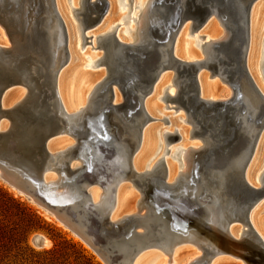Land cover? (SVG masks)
I'll use <instances>...</instances> for the list:
<instances>
[{"label": "bare ground", "instance_id": "1", "mask_svg": "<svg viewBox=\"0 0 264 264\" xmlns=\"http://www.w3.org/2000/svg\"><path fill=\"white\" fill-rule=\"evenodd\" d=\"M106 1L108 10L99 24L85 30L86 17L92 15V5L97 10L101 9L100 0H71V16L76 25L70 27L64 15L63 4L60 0H54L56 12L67 35L69 56L65 66L74 58L71 45L72 31L76 29L82 49L87 44L93 50L102 51L86 67H105L106 71H83V59L80 57L76 66L69 67L63 73L61 70L65 66L60 69L53 85L47 70L55 63L61 36L57 31L56 21H52L53 13L48 0H0V29L3 30L2 35L0 34V178L3 177L1 179L8 186L79 238L105 264H221L231 263L230 258L243 264H264V251L250 237L242 215L236 216L237 210H232V198L225 197L223 193L218 197V201L223 206L224 203L226 205L220 214V220L212 206L200 203L194 186V169L207 193L212 192V182L208 178H215L223 186L230 180H235L233 176L236 174H231V169L238 152L246 144L243 139H249L256 128L261 111L260 101L253 94L248 81L240 77L235 69L241 36L238 19L227 15L235 21L233 23L227 16L223 18L211 12L199 28L195 27L198 20L193 14L181 20L173 50V57L179 63L172 66L166 55L158 56L153 67L159 63L166 68L145 100V110L151 118L149 124L157 121L154 113L162 111L155 100H148L151 95L158 93V100L166 104L164 109L173 110L174 116L179 114L171 119L175 128L159 134V145L165 144V147L159 158L154 160L153 156L148 155L158 147L156 129L151 128L148 133H143L140 148L131 159L135 176L128 178L131 140L125 138H130L132 128L125 117L123 119L116 116L115 108L133 99L139 87L134 85H144L146 82L143 81L147 80L148 73L153 74V69L143 68L139 50L147 49L146 45L155 39L159 21L169 23L171 17L168 18V14L158 10L154 5L155 0ZM243 1L241 0L240 6ZM259 1L252 10L246 68L255 87L264 97V87L257 73L252 71L249 61L257 39L254 24L256 4ZM76 2L78 6L75 5ZM116 2L124 12L118 23L114 22L115 15L112 14L115 13ZM235 6L239 7V2ZM81 13L83 17H79ZM263 18L264 5L259 9L256 28L262 24ZM214 19L223 30L219 29ZM103 25L106 28L103 32L89 34ZM202 29L207 31V36H194ZM189 30L190 35L198 41L201 53L191 43L186 59L180 37ZM111 34H115L117 40L126 47V50H117L115 56L110 54L106 43ZM165 37L164 35V39ZM219 42L225 43V48H222L225 53L219 51L218 57H215L213 46ZM133 47L137 53L131 49ZM222 58L231 59V66L224 61V75L223 72H212V66L220 65ZM102 61L103 65H98ZM201 63L203 65L196 74L199 98L191 103L190 95L193 93L187 92L194 91L190 82L193 69L189 66ZM123 66H127L125 76L129 78L124 79L125 81L119 80L120 77L115 75L118 68L125 69ZM204 69L210 71V75L201 76ZM258 71L260 78L264 80V51L259 60ZM217 77L230 87L231 92L224 94L225 90L216 81ZM183 79H186L185 83L182 82ZM106 82L109 83L100 93L97 107L102 109L113 106L112 119L118 124L111 126L110 130L106 129L104 123H99V126L104 127L98 129L97 120L90 121L86 118L87 114L95 112L91 101ZM86 84L92 85L89 93L85 88ZM129 84L132 85L131 88ZM234 96L242 100H237L235 108L230 106L225 109L224 105L221 106L222 102L231 100ZM69 99L70 102L67 101ZM75 101L79 103V107L74 106ZM126 106L124 109L129 111L130 108ZM169 118L165 116L162 121L168 124ZM205 118H210L212 122L203 128ZM85 119L89 120L83 122ZM87 122L93 126L91 129L95 128L94 133L86 132ZM179 123L189 127H181ZM115 133L117 138L114 137L112 142L98 140L99 137L105 139L107 135L112 138ZM174 134L179 135V140L171 143L167 138ZM263 139L264 129L246 171L245 180L256 191L264 189ZM188 140H200L201 143L169 148L179 141L183 143ZM212 149L226 151L230 155V162L223 170L208 169L209 177H206L202 161L206 157L205 153ZM67 151H76L77 156L69 160L63 156ZM168 154L173 160H167ZM160 161L166 166V176L159 172ZM176 162L180 163V167ZM196 163L198 167H195ZM220 174L227 175L221 177ZM229 175L231 178L226 179ZM162 176L165 178L164 182ZM145 183L148 187H154L149 197L142 190ZM235 183H230L228 187L231 189ZM164 184L168 189L163 188ZM263 199L254 207L250 223L264 243V214L258 209L254 212ZM230 215L235 218L227 227L226 220ZM105 218L109 221L106 222ZM40 239L39 248H47V238L42 235ZM188 245L194 246L195 250L184 248ZM150 250H160L168 258L153 256L154 253L148 252ZM183 251L186 253L185 258L179 262ZM246 257L254 258L255 261L247 260Z\"/></svg>", "mask_w": 264, "mask_h": 264}, {"label": "water", "instance_id": "2", "mask_svg": "<svg viewBox=\"0 0 264 264\" xmlns=\"http://www.w3.org/2000/svg\"><path fill=\"white\" fill-rule=\"evenodd\" d=\"M259 1V0H244L243 3H241L240 6V2L241 0H155V6H157L158 10L162 11L166 14H168V18L171 17V20L169 19V23L166 22H160L159 21V27L157 29V32L154 34L155 39H152L148 45H146V47H148L147 49H143L141 48L139 50V53L142 54V56H140V59L142 61L143 68H147L148 70L153 69V74L148 73V78L147 80L143 81L146 82L144 85L143 84H138V85H134V86H139L137 91H135L134 96L131 94V96H133V99H130L129 101L126 102V104H123L117 108H115V113L116 116L122 117L124 119V117L127 119V122H129L131 124V136L126 137L125 140H131L130 142V149H129V154H130V172L128 173L127 177L130 178L132 176H135V171L134 168L132 166V162L131 159L133 158V156L135 155V153L139 150L141 142L143 140V133H144V128L151 122V118L150 116L147 114L146 110H145V100L146 97L152 93L153 91V87L154 84L156 83L157 79L159 78V76L161 75V73L163 72V70L166 68V66L160 65L159 63L155 64L156 66L153 67V64L155 63V61L158 60V56L159 55H163V57H165L164 55L167 56L168 62L171 63L172 66H175L176 64H178L179 62H177V60L174 59L173 57V50H174V44H175V39L177 36V33L180 30V26H181V22L183 20H185L189 15H195L197 18V22L195 24V27L199 28L200 25L207 19V16H209V14L212 12L223 16V18H225V16L229 15L232 18H237L238 19V23L240 24V28H241V36L239 39V43H238V53H236V68L238 70L239 76L240 77H244L246 78V80L249 83V86L253 92L254 95H256V97L259 99L260 101V105H261V111L258 114V120H257V125L256 128L253 130L251 137L249 139H243V141L246 143L241 150L238 152V155L236 156V160H235V165L233 167V169H231L233 172L231 174H236L235 176H233L235 180L233 181H229V183H227L225 186H223L222 184H219L217 182V180H215V178H208L209 182H212V192H208L205 189L203 182H201V178L199 177V174H197L196 169H194L193 171V175H196V182H194V186L196 187V195L198 200L200 201V203L204 204L206 203L207 205L212 206V209L214 211L217 212V214L219 215V219H220V214L222 212V210H224V206L226 207L225 203L224 206L218 201V197L220 196L221 193L224 194L225 197L227 198H232V200L234 201V206L232 208V210H237L236 212V216L238 215H242V219L244 220V222L246 223L248 229H249V235L250 237H252L257 243L258 245L262 248V250L264 251V243L262 242V240L259 238V236L255 233V231L252 228V225L250 223V215L252 214V211L254 209V207L264 198V189L261 191H256L253 188H251L247 182H246V171L249 168L252 159L256 153L257 150V146H258V142L261 136V133L264 129V97L259 93V91L257 90V88L255 87L252 79L250 78L248 72H247V64H246V58H247V54L249 51V46H250V40H251V18H252V10L253 7L255 5V3ZM100 2L102 3V7L101 9L97 10V8L92 5V8L90 9L92 15L87 18V22H85L86 24H84V29H90V28H94L95 26H97V24H99V22L101 21V19L103 18V16L105 15V13L108 10V3L106 0H100ZM237 2H239V7H236L235 4H237ZM49 3V8L51 13H53V22L56 23L57 25V31H59L60 36H61V44H60V49L55 57V63H53L51 69H48V73H49V79L52 82V84H55V80L57 75L59 74L60 69L66 65L67 60H68V48H67V35H66V31L65 28L61 22L60 17L58 16L57 12H56V8H55V2L54 0H48ZM163 8V9H162ZM209 11V12H208ZM170 15V16H169ZM79 17H83L82 13L79 15ZM228 17V16H227ZM229 18V17H228ZM231 22H235L233 19L229 18ZM182 20V21H181ZM241 21V23H240ZM173 25L174 29H172L173 27H171ZM171 28V29H169ZM164 35L166 36L164 39ZM106 43L108 44V49L110 50V54L112 56L117 55L116 51L123 49L126 50V47H124L116 38L115 34H111L109 35ZM84 46H87V44H85ZM136 48V47H135ZM222 48H225V43H215L213 46V51H215V54L213 52V54H215V57H218L219 55V51L222 53L224 51H222ZM134 52H136L134 50V47L131 48ZM137 50V49H136ZM26 51V50H25ZM234 51V50H232ZM28 56L29 54L27 52H25ZM137 53V52H136ZM225 53V52H224ZM135 55V54H134ZM227 55L230 56V53L227 51ZM142 57V58H141ZM116 57H114L115 60ZM226 62V64L230 65L232 64L231 59H220L221 64L218 66H212V72H215L217 74H221V72H223L222 74L224 75V66L223 62ZM120 63V62H119ZM118 63V64H119ZM98 65H103V61L98 63ZM180 65V64H179ZM203 65V63L198 64V65H191L189 66L190 69L192 68V72H191V79L190 82H192L193 85V92L188 91L187 93L191 94L193 93V95H190V102L193 103L195 102V99L199 98V87L197 84V79H196V74L197 72L201 69V66ZM18 68H20L19 66H17ZM180 66H178L179 68ZM182 67H186V66H182ZM118 68L117 72H116V76L120 77L119 80H124V79H129L127 76H125V73H127L126 68L127 66H123ZM224 77V76H223ZM228 80V79H226ZM125 81V80H124ZM142 82V81H141ZM182 82H186V79H183ZM107 83L104 84L103 87L100 88V90L97 92V94H95L94 100L91 101V104L94 106L93 109H95V112L92 114H87L86 118H89L90 121L91 120H97V124H98V129L103 128L104 125L106 126V129L110 130L113 125L118 124L117 121H114L112 119V110L113 106H110L108 108H98L97 105H99L100 99L99 97L101 96L100 93H102L103 88L105 90V88L107 87ZM132 85L129 84V88H131ZM238 87V86H237ZM236 96V94H235ZM231 100L225 101L221 103V106L224 105L225 109H228V107L232 106L233 108H235V104L237 103V100H239L240 102L242 100L238 99L237 97H235ZM112 100H113V96L111 94L110 97V104H112ZM220 105V103H218ZM127 105V106H126ZM129 107L130 110L127 111L126 109H124V107ZM1 110V109H0ZM2 111V110H1ZM3 113V112H2ZM114 113V114H115ZM101 117V118H100ZM89 119H85L83 122L89 120ZM89 121V122H90ZM100 121V122H99ZM89 122L86 123L87 126V131L90 133H94V129L92 128L93 126H91V124H89ZM99 123H104V125L99 126ZM91 129V130H90ZM116 137L117 135L116 133L113 134V137L111 138L109 135H107V137H105V139L102 138H98V140H104L106 142H112L113 138ZM169 142L174 143L177 142L179 140V135L178 134H174V135H168ZM238 139H240V135L238 136ZM82 144H84L83 141H81ZM78 152V150H77ZM77 152H71V151H67L66 153L63 154V156L65 158H68L69 160H72L73 158H75L77 156ZM167 152H169V150H167ZM205 153V152H204ZM206 157L204 160V175L206 177H209V170L208 169H212V170H223L226 166L229 165L230 162V155H228V153L226 151H220L217 149H212L207 151V153H205ZM65 163V162H63ZM66 164V163H65ZM232 164V163H231ZM197 163H196V166ZM166 166L164 164L163 161H160L159 163V172H163V174L166 176ZM200 170V169H199ZM195 173V174H194ZM227 174H220L221 177L226 176ZM163 177V182L165 181L164 176ZM3 178V177H1ZM231 178L230 175L226 178L229 179ZM136 180V179H135ZM218 181H222V180H218ZM6 182V181H5ZM236 182L233 186H235L236 188H234L233 186L231 187V189L228 187V185L230 183ZM42 183V187H43V181L41 180ZM193 183V182H192ZM163 184V183H162ZM164 189H168V186L166 184H164L163 186ZM143 193L146 197H149L153 191H154V187L149 186L148 184L145 183ZM86 188H85V192H86ZM162 192V191H161ZM218 192V193H216ZM235 218V216L230 215V217H227L226 220V226H230L233 219ZM106 222H108V218L104 219ZM221 220V219H220ZM65 224V223H64ZM65 226L68 227V225L65 224ZM42 235H35L32 238V244L36 247L39 248L40 242L38 243V241H41ZM139 251H137L136 254H138ZM247 260L250 261H255L254 258H248L246 257Z\"/></svg>", "mask_w": 264, "mask_h": 264}, {"label": "rangeland", "instance_id": "3", "mask_svg": "<svg viewBox=\"0 0 264 264\" xmlns=\"http://www.w3.org/2000/svg\"><path fill=\"white\" fill-rule=\"evenodd\" d=\"M60 1L61 4H63L66 13L64 15L69 24V27L75 26L76 23L71 16V6H70L71 0H60ZM75 5L78 6V2H76ZM262 5H264V0H260L256 4L257 9L255 8L256 12H255L254 33L256 32L257 39L253 44L252 51L249 56V61L252 71H255V73H257L260 83L264 87V80L260 78V73L258 71L259 60L264 51L263 50L264 44H262V41L264 43V39H263L264 18L259 28H256L257 17H259V9ZM112 14L115 15L113 17L115 23H118L121 16H123L124 14V12H122L121 9L118 7L117 2H116L115 13ZM214 20L218 24V21L216 19ZM187 25H189V23H187ZM218 27L220 30H223L222 28H220L219 24ZM105 29L106 28H104V25L102 27L99 26L96 29L90 31L89 34L96 35L103 32ZM1 30L2 29H0V34H1ZM187 31L184 32L180 37V44L182 45L181 48L183 49L182 50L183 55L185 56L186 59H188L187 50L189 48V44L192 43L193 47L200 52V48L198 47V43H197L198 41L195 39V37L190 35V30L189 32ZM206 33L207 31L205 29H202L199 30V32L196 33L194 36L197 35L207 36ZM205 41H207V38H205ZM79 42H80L79 34L77 35L75 29L72 31V45H71L74 58L67 66H65L61 70L62 73L66 71L69 67L76 66V63L78 62L77 59L80 57H82L83 59V65H82L83 71L97 72L99 70L101 71L103 70L105 72L106 71L105 67L104 68L100 67L96 69H93L92 67L90 68L86 67L91 63L92 61L91 59L94 60L97 57V55L102 54V51L93 50L90 45H87L86 48L82 49L81 46L79 45L80 44ZM200 75L201 76L210 75V71L204 69L202 70ZM216 81L222 86V88H224L225 95L231 92L230 87L227 86L226 84H223L218 77L216 78ZM85 88L87 90V93H89L90 90L92 89V85L90 86L86 84ZM16 89L22 90L20 88H16ZM172 90H174V88ZM119 94L121 95V93ZM158 98H159L158 93L155 95H151L148 98L149 102L155 100L154 102L158 103L162 107V111L160 112L156 111L154 113L157 121H153V123L149 124L147 128L144 130L145 133H148L151 128L156 129L155 139H157L158 147L155 144L154 146H156V148L153 149L152 151L153 153L151 152V155L150 153L148 155L151 157L153 156L152 157L153 160L159 158L165 147V144L159 145L161 140L159 134L162 133L164 130H173L175 128V124L172 123L171 119H175V117L179 115L177 114L174 116L173 110L164 109L166 104L164 102L159 101ZM67 101L70 102V99ZM78 104L79 103H77V101L74 102L75 107H79L80 105ZM182 113L183 112H181V114ZM165 116L166 117L168 116V118L170 117L169 118L170 123L166 124L164 123V121H162V119ZM203 121L204 122L206 121V124L203 125V128H206L209 122L210 123L212 122L210 118H205V120ZM179 126L189 127L183 125L182 123H179ZM56 139H58V137L55 138L54 140ZM183 143L179 141L178 143L169 146V148L171 147L175 148L181 144L185 145L186 147L187 146L189 147L191 145L200 144L201 142L200 140H195V141L188 140ZM166 158L167 160L168 159L173 160L170 157V154H168ZM204 160L202 161V166H204ZM149 163L147 166H149ZM176 164L179 165L180 167L179 162H176ZM258 207L254 210V212L256 213V210L258 209L260 213L262 211L261 214H264L263 212L264 199L260 207L259 208ZM37 234L43 235L45 238H47V240L49 241V246L47 248H36L32 244V238ZM185 247L186 248L189 247L195 250L194 246L192 247L188 245V246H184V248ZM148 252L154 253L153 256L160 255L164 259L168 258L160 250H150ZM183 252H182L183 256L180 258L179 262H181L185 258L186 253L185 251ZM227 259H229V257H227ZM229 260L231 263L222 262L221 264H243L241 261L234 260L232 258H230ZM0 264H105V263L98 257V255L91 248H89L86 244H84L79 238H77L70 231L62 227L54 218L48 216L44 212V210H42L32 201L28 200L25 196L18 194L15 190H13L10 186H8V184H6L0 178Z\"/></svg>", "mask_w": 264, "mask_h": 264}]
</instances>
